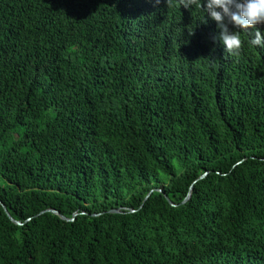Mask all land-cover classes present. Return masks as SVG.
I'll list each match as a JSON object with an SVG mask.
<instances>
[{
	"label": "trees",
	"instance_id": "trees-1",
	"mask_svg": "<svg viewBox=\"0 0 264 264\" xmlns=\"http://www.w3.org/2000/svg\"><path fill=\"white\" fill-rule=\"evenodd\" d=\"M228 27L0 0V264H264V47Z\"/></svg>",
	"mask_w": 264,
	"mask_h": 264
},
{
	"label": "clouds",
	"instance_id": "clouds-1",
	"mask_svg": "<svg viewBox=\"0 0 264 264\" xmlns=\"http://www.w3.org/2000/svg\"><path fill=\"white\" fill-rule=\"evenodd\" d=\"M166 2L168 6L172 5V0ZM155 3L159 4L160 0H155ZM179 5L186 9L195 6L207 13L221 29L219 40L231 55H238L244 42L240 31H229V24L244 31L255 29L249 42L253 46L264 47V33L256 28L264 25V0H179Z\"/></svg>",
	"mask_w": 264,
	"mask_h": 264
},
{
	"label": "water",
	"instance_id": "water-1",
	"mask_svg": "<svg viewBox=\"0 0 264 264\" xmlns=\"http://www.w3.org/2000/svg\"><path fill=\"white\" fill-rule=\"evenodd\" d=\"M205 175H206V174L202 175L201 177H203V176H205ZM149 195H150V193L146 196L145 199H147V198L149 197ZM190 196H191V191L189 192L188 196L185 198L184 201H186L188 198H190ZM170 202H171L173 205H176L173 201H170ZM1 204L3 205V207H4L5 210L7 211V214L9 215V217H10L13 221H15L16 223H21L19 220L15 219V218L11 215V213L8 211V208H7V206L5 205V203H4L3 201H1ZM47 210H50V211H53V212L59 214V215H60L62 218H64V219H68L65 215L61 214L57 209L49 208V209H47ZM115 211H119V210L116 209Z\"/></svg>",
	"mask_w": 264,
	"mask_h": 264
}]
</instances>
